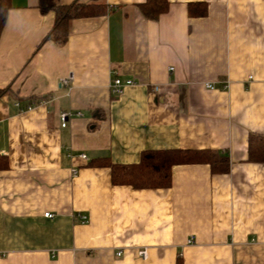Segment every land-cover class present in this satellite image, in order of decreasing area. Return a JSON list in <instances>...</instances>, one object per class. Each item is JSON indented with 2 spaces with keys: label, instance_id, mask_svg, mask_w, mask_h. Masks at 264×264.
Listing matches in <instances>:
<instances>
[{
  "label": "crops",
  "instance_id": "crops-1",
  "mask_svg": "<svg viewBox=\"0 0 264 264\" xmlns=\"http://www.w3.org/2000/svg\"><path fill=\"white\" fill-rule=\"evenodd\" d=\"M79 1L105 12L56 45L40 43L52 12L10 0L0 86L23 99L0 97V264H264V162L247 154L264 134V0H169L155 20L143 0ZM113 76L134 83L112 95ZM27 96L44 102L21 111ZM62 111L81 115L61 126ZM172 147L218 150L229 171L180 163L170 187L111 183L106 160Z\"/></svg>",
  "mask_w": 264,
  "mask_h": 264
},
{
  "label": "trees",
  "instance_id": "trees-1",
  "mask_svg": "<svg viewBox=\"0 0 264 264\" xmlns=\"http://www.w3.org/2000/svg\"><path fill=\"white\" fill-rule=\"evenodd\" d=\"M38 10L45 14L52 12L54 16L48 32L43 36L40 43L51 41L56 45H64L69 35V24L74 18L97 16L105 12L106 4L87 3L79 0H72L64 4L60 0H37ZM169 0H143L137 4L141 13L151 20L167 10ZM10 0H0V35L6 22L7 11L11 8ZM8 95L17 100L23 99L18 90L12 89L11 84L0 86V97ZM46 98V97H45ZM27 104H38L39 97L27 96ZM248 160L252 162H264V134L249 132L247 135ZM139 161L130 164L112 163L106 160L110 168V181L113 185L125 184L134 188H159L170 187L171 166L180 163H208L210 170L216 172H228L229 157L218 150L207 148L183 149L178 147L145 149L139 154ZM8 166L7 158L0 154V169ZM176 264H183L182 258L176 256Z\"/></svg>",
  "mask_w": 264,
  "mask_h": 264
},
{
  "label": "built area",
  "instance_id": "built-area-1",
  "mask_svg": "<svg viewBox=\"0 0 264 264\" xmlns=\"http://www.w3.org/2000/svg\"><path fill=\"white\" fill-rule=\"evenodd\" d=\"M74 80V73H72L71 71L69 72V74L67 76H64L62 78L59 79V86L61 87H65L66 89H70V84L73 82ZM134 81L132 79H126V80H122L120 77L118 76H113L110 84H109V89H110V92L112 93V95L114 94H120L121 92H123V90L129 85V84H133ZM206 86L208 88H214L213 84H209L207 83ZM223 87H226V84L223 85ZM158 87L155 88V90L157 89ZM40 103L44 102L43 100L41 101H38ZM15 104L16 106H19L20 103H18V101H15ZM34 105L36 104H29L26 108H19V110H28L30 108H32ZM72 111H62L60 112L59 116H60V125L61 126H65L66 125V122L68 120L69 117H71L72 115ZM73 114H76V115H81V113L79 111H76L74 112ZM79 157L82 158V159H85L86 158V155L81 153L79 154ZM44 216H52V214H50L48 211L45 212ZM189 242V241H188ZM119 253V252H118ZM117 253V254H118ZM137 254L140 258H143V259H147V247H141L138 249L137 251Z\"/></svg>",
  "mask_w": 264,
  "mask_h": 264
}]
</instances>
